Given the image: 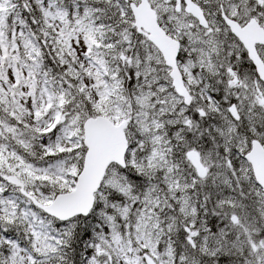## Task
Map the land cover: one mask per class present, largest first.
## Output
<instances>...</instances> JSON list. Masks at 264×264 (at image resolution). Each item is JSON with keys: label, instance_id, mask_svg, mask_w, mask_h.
Wrapping results in <instances>:
<instances>
[{"label": "snow or ice", "instance_id": "1", "mask_svg": "<svg viewBox=\"0 0 264 264\" xmlns=\"http://www.w3.org/2000/svg\"><path fill=\"white\" fill-rule=\"evenodd\" d=\"M0 264H264V0H0Z\"/></svg>", "mask_w": 264, "mask_h": 264}]
</instances>
